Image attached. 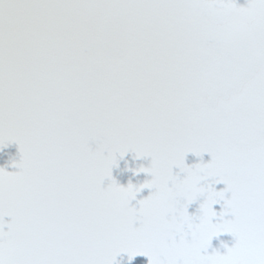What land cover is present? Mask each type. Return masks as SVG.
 Masks as SVG:
<instances>
[{"label":"snow or ice","instance_id":"1","mask_svg":"<svg viewBox=\"0 0 264 264\" xmlns=\"http://www.w3.org/2000/svg\"><path fill=\"white\" fill-rule=\"evenodd\" d=\"M12 144L0 264H264V0H0Z\"/></svg>","mask_w":264,"mask_h":264},{"label":"flooded vegetation","instance_id":"2","mask_svg":"<svg viewBox=\"0 0 264 264\" xmlns=\"http://www.w3.org/2000/svg\"><path fill=\"white\" fill-rule=\"evenodd\" d=\"M236 2L240 5H243L246 3V0H236ZM199 157L195 156L192 153H189L186 157V163L189 165H192L194 163L200 162ZM203 161L207 162L211 159L210 155L205 153L203 154ZM19 160V151L18 146L15 144H12L3 150H0V167L5 168V170L9 172L17 171L16 168L12 166L13 161ZM127 162V163H126ZM150 164V158L149 159H133V154L128 153L123 160L120 161L119 167L113 169V177L124 186H127L129 181H131L135 185H139L143 183L145 180L150 179L151 177L148 176L145 173H139L134 175L132 171H129V169H135L140 166L147 167ZM175 171H179L178 169H174ZM107 183V182H106ZM217 190H220L225 187V185L217 184L215 185ZM149 189H143L140 193L137 194V199H142L150 194ZM135 203V201H133ZM198 202H194L192 205L189 206V213H194L196 209L198 208ZM214 208L217 211H220V205H214ZM223 241L227 243L229 246L233 243V238L230 234H221L220 237L213 239V247L220 248L221 251H224L221 247L220 242ZM211 251V250H210ZM118 260H120V264H129L128 258L126 255L123 257H118ZM130 264H148V258L144 256H137L135 257Z\"/></svg>","mask_w":264,"mask_h":264},{"label":"rangeland","instance_id":"3","mask_svg":"<svg viewBox=\"0 0 264 264\" xmlns=\"http://www.w3.org/2000/svg\"><path fill=\"white\" fill-rule=\"evenodd\" d=\"M17 171H18V169H17ZM6 219H8V218H6Z\"/></svg>","mask_w":264,"mask_h":264}]
</instances>
